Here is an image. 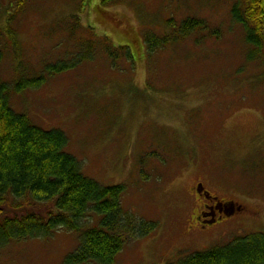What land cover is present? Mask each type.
<instances>
[{
	"label": "rangeland",
	"instance_id": "1",
	"mask_svg": "<svg viewBox=\"0 0 264 264\" xmlns=\"http://www.w3.org/2000/svg\"><path fill=\"white\" fill-rule=\"evenodd\" d=\"M233 1L121 0L101 11L99 0H90L84 25L115 45H130L136 62L113 66L99 59L10 94L15 111L67 134L65 150L85 175L124 184V208L158 223L127 242L114 264H166L264 231V73L244 64L247 44L232 22ZM78 9V0H0V24L10 10L15 29L0 76L14 84L19 57L36 74L35 65L66 55L69 42L61 35ZM170 13L178 20L205 17L222 35L197 33L150 55L142 31L149 25L162 31ZM217 201L232 206L228 218L201 232L189 228L205 203ZM76 234L62 229L48 239H27L4 257L62 264L76 248Z\"/></svg>",
	"mask_w": 264,
	"mask_h": 264
},
{
	"label": "trees",
	"instance_id": "2",
	"mask_svg": "<svg viewBox=\"0 0 264 264\" xmlns=\"http://www.w3.org/2000/svg\"><path fill=\"white\" fill-rule=\"evenodd\" d=\"M120 1L99 0L96 7L102 11L103 5ZM78 5V12L70 15L68 31L61 35L69 42L66 55L43 61L39 68L34 64L36 74L19 57L11 78L15 83L0 76V264H16L4 257L11 245L32 238L48 239L62 229L77 233L79 239L62 264H114L127 242L148 235L158 225L124 208V184H102L85 175L78 158L65 150L68 136L63 130L45 129L10 105L12 91L40 87L46 75L99 59L113 66L136 62L130 45H115L108 35L98 36L94 25H84L81 13L91 5L90 0H78ZM230 13L232 22L243 29L245 66H259L264 73V0H234ZM3 15L0 67L15 36L11 11ZM172 15L162 31L153 25L142 31L150 55L197 33L222 35V28L205 17L191 14L178 20ZM166 264H264V231L235 236Z\"/></svg>",
	"mask_w": 264,
	"mask_h": 264
},
{
	"label": "flooded vegetation",
	"instance_id": "3",
	"mask_svg": "<svg viewBox=\"0 0 264 264\" xmlns=\"http://www.w3.org/2000/svg\"><path fill=\"white\" fill-rule=\"evenodd\" d=\"M197 190L198 188H196V191ZM198 195H202V194H198ZM214 198L215 196L212 197V199ZM230 207L232 206H230V203L226 201H217L211 205L205 203L201 207L199 213L196 214L195 222L194 221L190 222L188 220L189 228L195 229L196 232H201V231L206 230L210 226H214L218 224L222 220H225L226 218L229 217V214L233 211V209H230ZM225 210L227 213L225 212Z\"/></svg>",
	"mask_w": 264,
	"mask_h": 264
}]
</instances>
